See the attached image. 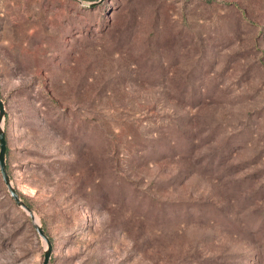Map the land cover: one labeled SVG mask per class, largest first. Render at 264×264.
Wrapping results in <instances>:
<instances>
[{
    "label": "rangeland",
    "instance_id": "rangeland-1",
    "mask_svg": "<svg viewBox=\"0 0 264 264\" xmlns=\"http://www.w3.org/2000/svg\"><path fill=\"white\" fill-rule=\"evenodd\" d=\"M0 97L48 264H264V0H0Z\"/></svg>",
    "mask_w": 264,
    "mask_h": 264
},
{
    "label": "water",
    "instance_id": "water-1",
    "mask_svg": "<svg viewBox=\"0 0 264 264\" xmlns=\"http://www.w3.org/2000/svg\"><path fill=\"white\" fill-rule=\"evenodd\" d=\"M5 115V108L3 101L0 97V175L1 178L7 188V191L10 195V197L13 199L17 207L22 209L26 214L29 216L31 221L33 222L34 229L38 236L43 240V242L46 245L45 251H44V256H43V262L42 264H48L51 258V253H52V246L51 242L46 235L45 231L39 225L38 223L35 222V217L33 215L32 210L29 208V206L20 198L19 194L11 184L10 178L7 173L6 169V163H5V155H6V150H7V144H6V138H5V132L2 126L3 119Z\"/></svg>",
    "mask_w": 264,
    "mask_h": 264
},
{
    "label": "bare ground",
    "instance_id": "bare-ground-1",
    "mask_svg": "<svg viewBox=\"0 0 264 264\" xmlns=\"http://www.w3.org/2000/svg\"><path fill=\"white\" fill-rule=\"evenodd\" d=\"M35 222H37V218H35Z\"/></svg>",
    "mask_w": 264,
    "mask_h": 264
}]
</instances>
